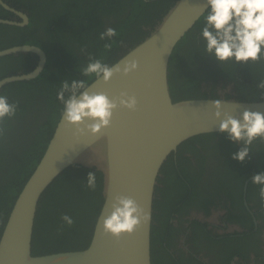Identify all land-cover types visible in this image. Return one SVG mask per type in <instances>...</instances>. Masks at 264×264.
I'll list each match as a JSON object with an SVG mask.
<instances>
[{
  "label": "trees",
  "instance_id": "16d2710c",
  "mask_svg": "<svg viewBox=\"0 0 264 264\" xmlns=\"http://www.w3.org/2000/svg\"><path fill=\"white\" fill-rule=\"evenodd\" d=\"M10 6L24 11L28 23L24 27L0 23V50L29 44L41 48L46 56L42 71L33 79L14 81L0 88V95L9 102H18L14 118L6 119L0 127V236L8 213L23 185L38 164L61 116L63 105L56 98L64 79H85L90 83L95 77H83L81 70L88 62V53L112 65L132 47L143 41L176 0H4ZM81 10H87L81 12ZM207 11V10H206ZM175 45L168 64V87L172 101L197 98H220L216 81L222 80L223 89L234 85V95L226 99L239 101L264 100V89L257 84L264 79V62L240 65L231 61L218 64L205 55V42L200 37L204 15ZM0 18L16 16L0 6ZM41 19V20H40ZM40 20V22H39ZM39 22V24H38ZM112 27L118 35L100 40L99 34ZM112 43L110 49L103 46ZM37 56L30 53L0 57V79L28 73L37 64ZM224 94V93H223ZM67 95V93H66ZM241 145L232 143L223 133L201 134L182 142L177 150L167 156L159 173L167 183L173 172L203 174L206 152L225 156L220 167L226 177L235 174V163L251 165L252 158L261 156L254 172H264V141L255 140L249 158L243 163L232 159ZM188 152L197 160L191 165ZM176 155V156H175ZM177 158L178 168L173 166ZM89 172L96 174V189L86 187ZM185 174L178 176L185 188ZM182 179V180H181ZM249 186V185H248ZM157 188V187H156ZM102 174L94 168L81 165L67 167L41 195L32 232L31 254L34 256L85 249L91 240L93 228L103 198ZM155 200L151 209L156 207ZM69 215L74 223L66 225L61 216ZM156 228L151 223L150 257ZM157 264V263H156Z\"/></svg>",
  "mask_w": 264,
  "mask_h": 264
},
{
  "label": "water",
  "instance_id": "95a60500",
  "mask_svg": "<svg viewBox=\"0 0 264 264\" xmlns=\"http://www.w3.org/2000/svg\"><path fill=\"white\" fill-rule=\"evenodd\" d=\"M0 6L21 21L2 19L0 23L24 26L28 16L4 0ZM207 10L205 0H176L150 34L114 63L136 60L138 67L128 75L114 74L107 83L94 79L88 91L105 92L111 99L121 91L135 96L136 110L117 108L111 124L96 135L74 137L72 126L60 116L38 164L18 193L0 236V264H151V221L141 224L132 235L119 241L102 234V221L112 197H131L151 212L156 179L167 156L184 141L197 135L219 133L213 117V98L172 101L169 93V57L177 42ZM30 53L38 57L28 73L0 79V88L35 78L44 68L46 56L36 45H17L0 50V57ZM113 63V64H114ZM221 112L239 118L247 108L264 113V100L239 101L220 98ZM196 114L194 117L193 114ZM223 116L221 117V119ZM81 165L102 174L103 202L94 224L89 245L82 250L34 256L32 232L38 201L47 187L67 167Z\"/></svg>",
  "mask_w": 264,
  "mask_h": 264
},
{
  "label": "clouds",
  "instance_id": "9594fccd",
  "mask_svg": "<svg viewBox=\"0 0 264 264\" xmlns=\"http://www.w3.org/2000/svg\"><path fill=\"white\" fill-rule=\"evenodd\" d=\"M207 6L200 37L205 42V55L213 58L218 64L229 61L245 65L264 62V0H205ZM118 32L112 27L99 34L100 40L112 41ZM110 49L112 43L103 46ZM136 60L108 65L100 58H93L88 53V62L81 70L83 77H95L107 83L114 74L128 75L137 69ZM88 81L64 79L60 83L56 98L63 105L61 116L65 126H72L74 137L98 134L101 129L111 124L113 112L119 108L135 111V96L121 91L111 99L102 91H88ZM264 89V79L257 84ZM67 93V95H66ZM215 109L213 117L219 120L217 131L226 135L234 144H240L232 159L243 163L249 158L251 145L257 139L264 141V113L245 108L239 118L228 112H221L220 99H212ZM18 102H9L8 97L0 95V125L6 119L16 116ZM194 117L196 114H193ZM223 118L221 119V117ZM5 129L0 127V135ZM252 184L260 185L259 195L264 201V172L253 175ZM86 187L96 189V174L89 172ZM61 220L68 226L73 219L64 214ZM151 221V212H146L134 199L123 195H114L110 209L102 221V234L110 235L119 241L122 235H132L141 224Z\"/></svg>",
  "mask_w": 264,
  "mask_h": 264
},
{
  "label": "flooded vegetation",
  "instance_id": "af4514ba",
  "mask_svg": "<svg viewBox=\"0 0 264 264\" xmlns=\"http://www.w3.org/2000/svg\"><path fill=\"white\" fill-rule=\"evenodd\" d=\"M15 16L13 20L20 22ZM223 82L216 81L217 94L234 95V85L223 89ZM204 155L203 174L183 173L185 188L178 180L183 174L177 172L167 183L156 182L151 220L156 228L154 264H264V201L260 185L251 183L258 174L254 164L262 157H253L251 165L235 163L236 173L226 177L220 172L225 156ZM184 157L196 166L193 155L185 152L183 162ZM178 161L175 158L174 167ZM158 177L164 179L163 174Z\"/></svg>",
  "mask_w": 264,
  "mask_h": 264
}]
</instances>
